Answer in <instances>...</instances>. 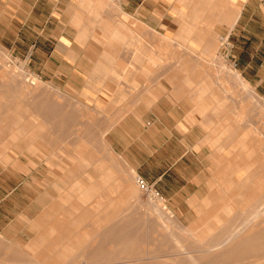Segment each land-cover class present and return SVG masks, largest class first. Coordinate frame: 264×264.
<instances>
[{"label":"rangeland","instance_id":"obj_1","mask_svg":"<svg viewBox=\"0 0 264 264\" xmlns=\"http://www.w3.org/2000/svg\"><path fill=\"white\" fill-rule=\"evenodd\" d=\"M169 1L170 8L135 15L121 0H105V16L88 15L111 26L93 30L104 53L79 87L41 73L34 57L0 41V264H183L190 256L201 264H264L257 246L239 245L251 228L225 248L226 259L200 252L247 224L257 200L262 207L247 225L264 221L263 92L235 77L229 33L236 20L207 10L211 0ZM136 17L177 24L156 31ZM155 81L158 93L182 103L183 121L195 129L189 142L205 147L195 154L204 160L190 170L192 183L173 175L164 187L154 173L149 184L165 198L141 188L144 164L109 135L129 128L134 104Z\"/></svg>","mask_w":264,"mask_h":264},{"label":"crops","instance_id":"obj_2","mask_svg":"<svg viewBox=\"0 0 264 264\" xmlns=\"http://www.w3.org/2000/svg\"><path fill=\"white\" fill-rule=\"evenodd\" d=\"M104 1L0 0V41H10L13 51L21 56L25 52L28 58L34 57L38 71H50L53 78L65 80L72 87L102 60L104 50L100 45L103 36H93V30L98 35V29L105 30L111 25L107 26L106 21L90 23L88 15L101 13L105 16L108 10ZM121 1L123 10L135 15L148 8L152 11L158 9L161 3L172 7L169 0ZM241 1L243 5L237 22L229 33L232 39L230 55L236 61L237 70L264 96V0ZM80 15L86 17L79 21ZM134 21L153 27L156 31L161 24L168 25L169 31L174 30L177 24L174 17L165 18L161 23L150 22L145 17H136ZM97 39L98 42H95ZM93 45L98 48H93L95 52L93 50L91 53L88 47ZM47 48L52 50L48 52ZM87 62L91 65L87 66ZM94 85L86 92L94 93ZM159 90H163V86L160 87L155 81L143 102L134 104L135 112L126 121L130 123V129L113 127L109 134L110 141L112 145L125 148L123 154L135 155L139 164H144L143 168L139 166L140 176L147 182L154 180L157 171V179L164 187L166 180L174 181L173 175L183 178L185 183H192L190 170L198 166L197 160H204V156L197 158L195 154L205 151V147L199 145L197 150V145L189 142L188 139L195 135V129L183 121L185 109L182 103H176L164 92L158 93ZM99 98L104 97L99 95ZM184 126L189 129L185 131ZM173 168L177 171L171 175L169 170ZM203 173L200 170L195 178Z\"/></svg>","mask_w":264,"mask_h":264},{"label":"bare ground","instance_id":"obj_3","mask_svg":"<svg viewBox=\"0 0 264 264\" xmlns=\"http://www.w3.org/2000/svg\"><path fill=\"white\" fill-rule=\"evenodd\" d=\"M209 1V0H208ZM207 6V10L212 11H218L220 13L223 14V16L225 17V20H227L226 22H231L232 24H234L240 13V9H239V5L237 6V4H235L234 0H211L210 3H206L205 4ZM209 6V8H208ZM184 9L182 8L181 11H183ZM179 11V12H181ZM217 12V13H218ZM219 15V13H218ZM221 16V15H220ZM219 17V16H218ZM206 20V19H205ZM10 69V68H9ZM1 71V70H0ZM13 75V74H12ZM17 76V75H16ZM235 77L238 78L242 84L244 85V87H246V89H251V91H254V89H252L251 87V83H249L244 77H242L241 73L239 72H235ZM13 78V77H12ZM17 78V77H16ZM5 79V78H4ZM7 79V77H6ZM6 81V80H5ZM11 81V80H10ZM16 81V80H15ZM35 84V83H33ZM17 87V86H16ZM245 89V90H246ZM250 91V92H251ZM22 95V94H21ZM258 97V94L256 95ZM25 99V98H24ZM251 106V105H250ZM47 116V115H46ZM243 150L245 151V153L249 154L250 151H248V149L244 146ZM246 171H250V168L247 167ZM93 188V187H92ZM256 204H258L259 207H257L256 209H252V213L248 218V223L252 220L255 219V216L259 213L258 210L260 209V203L261 201L257 200L255 202ZM80 204V203H79ZM78 204V205H79ZM262 205V203H261ZM206 206V203H205ZM231 207V206H230ZM166 208H164L163 210H165ZM90 210V209H89ZM258 212V213H257ZM74 214V213H73ZM256 214V215H255ZM75 215V214H74ZM171 215V214H170ZM264 215V214H263ZM75 217V216H74ZM175 217V216H174ZM254 217V219H252ZM261 217V216H259ZM258 218V217H257ZM256 218V219H257ZM263 218V217H262ZM261 219V218H260ZM79 220V218H78ZM218 220H220L218 218ZM264 220V218H263ZM69 221V220H68ZM77 221V219H76ZM257 221V220H255ZM74 222V221H73ZM78 222V221H77ZM259 221H257L256 223H258ZM247 223V224H248ZM261 223V220H260ZM259 225L253 224V226H249L247 224L243 225L240 227V229H236L235 231H233V233H229L227 235H225V239L222 241H219V243H209L208 245H201V247H203L200 252L201 253H216V257L214 259H212V262H219L223 259L227 258V255L231 252H229V249H225L228 247V245L232 244L233 241H236L237 238H241L242 236L244 237L245 233L249 232L251 230V234L248 235V237L246 238V236L244 237V239L246 238L245 241H241L240 242V246H244V245H251V246H257V247H253V251H258L261 250L264 252V243L261 242V238L264 237V221ZM241 224V223H240ZM79 225V224H78ZM239 225V224H238ZM249 228H251L250 230H248ZM66 229V228H65ZM51 233V232H50ZM56 234V233H55ZM156 236V235H155ZM52 237V236H51ZM63 242V241H62ZM70 245H74L72 242ZM31 246V245H30ZM56 246V245H54ZM71 246V247H72ZM34 247V246H33ZM38 247V246H35ZM39 248V247H38ZM65 248V247H64ZM226 250V251H222V250ZM70 252V251H69ZM185 252H181L179 254H175V255H180V254H184ZM190 254V253H189ZM51 256V255H50ZM58 256V255H57ZM118 258L117 253L115 254L114 259ZM82 260H84V258H82ZM200 260V259H199ZM186 262L188 263H192V264H201L200 262L197 261V259H194L193 256H190V260H187ZM186 262H182L183 264H185ZM57 262H54V264ZM51 264V263H50ZM179 264L180 261H179ZM203 264V263H202Z\"/></svg>","mask_w":264,"mask_h":264},{"label":"built area","instance_id":"obj_4","mask_svg":"<svg viewBox=\"0 0 264 264\" xmlns=\"http://www.w3.org/2000/svg\"><path fill=\"white\" fill-rule=\"evenodd\" d=\"M137 179H138L139 185L141 186V188L143 190H145L146 192H148L149 190H151V191L154 190L157 196H159L160 198H163V196H161L160 193L157 190L153 189L151 187V185L149 184V182H147L145 179H143L141 177H138Z\"/></svg>","mask_w":264,"mask_h":264}]
</instances>
